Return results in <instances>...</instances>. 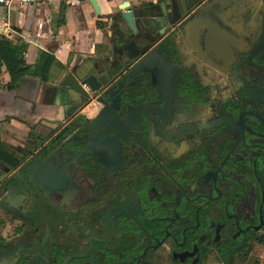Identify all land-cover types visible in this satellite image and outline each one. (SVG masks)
Instances as JSON below:
<instances>
[{
    "label": "flooded vegetation",
    "instance_id": "1",
    "mask_svg": "<svg viewBox=\"0 0 264 264\" xmlns=\"http://www.w3.org/2000/svg\"><path fill=\"white\" fill-rule=\"evenodd\" d=\"M175 3L156 66L110 68L108 127L80 100L2 200L0 264H222L263 227L264 0Z\"/></svg>",
    "mask_w": 264,
    "mask_h": 264
},
{
    "label": "crops",
    "instance_id": "2",
    "mask_svg": "<svg viewBox=\"0 0 264 264\" xmlns=\"http://www.w3.org/2000/svg\"><path fill=\"white\" fill-rule=\"evenodd\" d=\"M95 1L98 15L89 0H44L30 5L10 0L7 4H0V42L25 46L22 68L34 70L40 54L53 59L46 81L38 75H26L12 90L8 88L10 77L5 66L0 67V146L20 161L13 170L0 164V203L6 198L9 200V195H23L21 190H26L27 184L23 185L21 179L31 160L37 157L35 171L41 175L47 156L65 157L64 153L58 155L53 146V151L48 154L52 147L45 146L49 145V139L59 146L61 128L68 125L72 130L75 127L70 121L81 97L61 87L66 74H71L77 81L89 75L103 81L113 66H156L155 44L163 29L168 27V19L177 12L175 0ZM189 1L197 3L199 0ZM123 3L129 4L136 25L137 33L132 42L139 54L134 57H129L123 49L124 43L113 26L114 23L118 25L124 39L130 35L121 18L123 12L119 10ZM195 26L188 23L186 28ZM83 89L90 98L79 113L90 120L96 110L102 108L95 100L100 94L91 95L88 89ZM7 181L9 185L1 190V185ZM244 246H250V257L257 253L252 264H264V238L260 236V230L254 231L250 239L222 264H246L249 257L240 258Z\"/></svg>",
    "mask_w": 264,
    "mask_h": 264
},
{
    "label": "water",
    "instance_id": "3",
    "mask_svg": "<svg viewBox=\"0 0 264 264\" xmlns=\"http://www.w3.org/2000/svg\"><path fill=\"white\" fill-rule=\"evenodd\" d=\"M89 1L91 3V6H92L95 14L98 15L99 10H98V6L96 4V1L95 0H89ZM162 8H163V5H162ZM119 10L123 12L121 14V18L125 21V23L127 24L128 28L130 30V35L126 36V40L124 41L123 47L125 50H128L130 52V55H132V57H134V55L135 56L137 55V50H136V47L134 46L132 40H133V37L136 35L137 31H136V25L134 23L133 13H132L128 3H123L119 7ZM113 26L116 28V32L119 35L120 39H123L124 35L121 31H119V29L117 27L118 25L116 23H114ZM61 87H64L67 91H72L73 93H76L79 97H81L80 100L81 99L88 100L90 98L89 95L84 91L83 88L88 89V92L91 95L100 94L101 97L98 100V103L102 107V109L100 111V115L106 120V124L108 127V120H107V115H106L107 109H108V101L103 99V98H106L108 96V91H106L108 88V76L103 81L96 78L94 75H89V76L83 78L81 81H77L71 74H66V76L64 77V79L61 82ZM92 125L89 127L92 128ZM53 149H54L53 147L51 149H49V152H51ZM33 160L34 161L31 160L30 166L24 172L23 176L25 178L23 177L21 179L23 185H26V179L30 175V172L36 167V165H38L37 157ZM6 183H8V181ZM1 190H5L3 186L1 187ZM260 229H261V225L256 227L254 229V231H259Z\"/></svg>",
    "mask_w": 264,
    "mask_h": 264
},
{
    "label": "trees",
    "instance_id": "4",
    "mask_svg": "<svg viewBox=\"0 0 264 264\" xmlns=\"http://www.w3.org/2000/svg\"><path fill=\"white\" fill-rule=\"evenodd\" d=\"M24 51L25 46L23 44L17 46L0 42V67L1 65L5 66L10 77V84L8 86L10 90L16 88L21 78L26 75H38L39 78L46 81V73L53 62L51 57L40 54L34 70L27 71L22 68V65L24 64ZM0 164L10 170H13L19 166L20 161L16 159L4 146H0Z\"/></svg>",
    "mask_w": 264,
    "mask_h": 264
},
{
    "label": "rangeland",
    "instance_id": "5",
    "mask_svg": "<svg viewBox=\"0 0 264 264\" xmlns=\"http://www.w3.org/2000/svg\"><path fill=\"white\" fill-rule=\"evenodd\" d=\"M9 184H7L6 182L2 185L4 188L5 187H7ZM251 242H252V240H251ZM251 242H250V246H251ZM250 246H244V248L242 249V252L240 253V258L241 257H243V258H246L247 257V259H248V257H249V259H248V261L246 262V264H252L253 262H254V260H256V256L255 255H257V253H253L252 255H251V257H250V255H249V252H250Z\"/></svg>",
    "mask_w": 264,
    "mask_h": 264
},
{
    "label": "built area",
    "instance_id": "6",
    "mask_svg": "<svg viewBox=\"0 0 264 264\" xmlns=\"http://www.w3.org/2000/svg\"><path fill=\"white\" fill-rule=\"evenodd\" d=\"M10 0H0V4H7ZM19 4L21 5H30L38 1H44V0H17ZM260 236L264 238V225L260 229Z\"/></svg>",
    "mask_w": 264,
    "mask_h": 264
}]
</instances>
